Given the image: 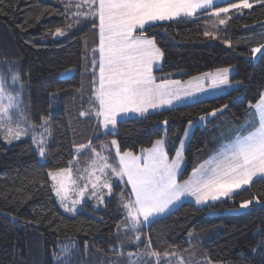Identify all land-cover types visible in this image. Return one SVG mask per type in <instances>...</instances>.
<instances>
[{
  "label": "trees",
  "instance_id": "trees-1",
  "mask_svg": "<svg viewBox=\"0 0 264 264\" xmlns=\"http://www.w3.org/2000/svg\"><path fill=\"white\" fill-rule=\"evenodd\" d=\"M67 6V0H0V74L9 81L10 73L19 74L15 90L24 85L21 99L31 121L38 126L40 117L47 116L51 128L43 162L30 139L6 145L0 137V264H54L52 249L56 264H92L85 253L87 246L90 252L98 250L106 256L100 264L111 263L110 255L119 251L115 230L124 215L118 208L121 187H114L116 195L106 201L105 208L94 210L85 202L83 210L70 215L58 207L48 171L67 167L74 146L89 140L97 150L101 142L116 139L121 151H138L162 136L163 120H168L166 134L173 137L183 132L190 119L227 105L207 118L204 127L194 128L179 176L185 179L214 153L216 140L229 141L251 119L249 103L255 105L264 90V54L251 59V49L264 44V7L254 4L239 13L230 11L228 23L216 27L203 13H198L199 18L157 22L146 31L164 53L154 76L184 81L234 66L230 81L242 86L144 117L119 119L114 132L98 124L96 128L94 111L89 110L91 50L98 33L90 22L67 30L66 26L74 23L71 13L65 11ZM56 27L65 28L66 35H51ZM205 31L215 32L217 38L204 36ZM225 40L231 41V46ZM68 70L71 73L63 76ZM9 90L15 93L11 86ZM86 110L89 114L82 117L80 113ZM254 196L264 201V179H254L231 196L206 206L182 201L144 227L143 242L129 249L147 253L150 239L151 249L161 254L179 251L223 264H264V207L254 204L245 211H232ZM125 236L132 235L124 233L120 238L125 240ZM59 240L62 246L70 243L65 257L57 248ZM113 248L116 251H111Z\"/></svg>",
  "mask_w": 264,
  "mask_h": 264
},
{
  "label": "snow or ice",
  "instance_id": "snow-or-ice-1",
  "mask_svg": "<svg viewBox=\"0 0 264 264\" xmlns=\"http://www.w3.org/2000/svg\"><path fill=\"white\" fill-rule=\"evenodd\" d=\"M222 3L226 6L218 5L216 0H67L65 11L71 13L70 19L74 22L66 26L67 30L90 22L98 33V42L91 50L93 80L90 95L92 108L89 110L94 111L98 126L114 132L121 116L136 114L144 117L149 110L173 106L175 102L197 93L232 87L229 80L232 69L228 67L202 73L188 81L157 78L153 70L154 67L159 68L164 53L155 38L146 34L147 29L157 22L199 18L198 13H203L206 20L215 18L219 25H226L230 11L239 13L243 9H252L254 4L264 7V0H222ZM50 34L63 37L66 30L56 27ZM204 36L217 38L216 33L210 31H205ZM224 43L231 46V41L225 40ZM251 52L253 56L264 54V44L252 48ZM70 72L68 70L65 75ZM19 80L17 73H10V81L0 74V132L9 143L30 136L43 158L47 154V138L51 136L50 118L41 116L37 126L22 115L21 91L24 85L20 84V90H15ZM10 86L15 91L14 95L9 91ZM226 107L213 109L207 115L215 116ZM249 107L252 109L249 114L251 119L241 125L213 156L194 167L188 179L182 182L177 180V175L185 142L190 138L191 130L204 122L206 116H200L198 121H188L184 138L180 139L172 159L165 147L166 135L156 139L150 148L142 149L139 155L130 150L121 151L116 139L101 143L100 151L91 140L80 144L75 148L78 155L89 150L92 153L93 159L88 168L77 170L79 175L73 179L74 156L68 161V167L50 170L47 176L51 179V191L65 212L75 214L77 205L89 200H94L96 207L104 205L106 196L111 198L116 195L114 187L122 186L118 208L124 216L117 224V231L122 229L126 234H133L128 244L133 241L142 243L143 228L150 227L155 218L170 213L182 197H192L197 205L206 206L210 201L231 196L236 190L254 182V178L264 179V93L255 105L250 102ZM88 114L80 113L82 117ZM162 124L167 125L168 120H163ZM37 127L40 129L38 135ZM112 147L118 159L115 166L108 163L109 156L101 154ZM113 180L117 184L114 185ZM70 196L75 198L70 200ZM254 204L264 207V201L254 196L244 200L240 209H249ZM148 245L149 259L155 258L156 264H159L161 252L151 249L150 239ZM125 246V242H121L120 248ZM62 251L68 253V247L65 246ZM122 255V251L117 252V257ZM133 255L128 253L130 259ZM163 257L185 264L182 258L169 252H164ZM53 259L56 264L58 258L55 254ZM131 264H137L136 260H132Z\"/></svg>",
  "mask_w": 264,
  "mask_h": 264
},
{
  "label": "rangeland",
  "instance_id": "rangeland-1",
  "mask_svg": "<svg viewBox=\"0 0 264 264\" xmlns=\"http://www.w3.org/2000/svg\"><path fill=\"white\" fill-rule=\"evenodd\" d=\"M232 2H238V0H232ZM250 2H251V0H250ZM216 3H217L218 5H220V6H226L225 4L222 3V0H216ZM228 16H229V14H228ZM221 18H225V17L222 16ZM210 24H211L212 26H213V25H219V24H218V21H216L215 18H212V19H211ZM263 28H264V26H263ZM55 37H57V36H55ZM259 54H260V53H257L255 56L251 55V59H252V60H256V58L258 57ZM227 67L232 69V71L229 73V80H231V79H230V76H231V74L233 73V71L235 70V67H234V66H227ZM223 68H226V67H223ZM215 70H216V69H215ZM215 70H212V71H206V72H214ZM67 72H68V71L62 72V75H63V76H67V75H69V74L71 73V72H70V73H68L67 75H65V73H67ZM206 72H203V73H206ZM201 74H202V73H201ZM198 75H200V74H198ZM198 75H195V76H198ZM195 76H192V77H195ZM192 77H190V78H192ZM190 78L185 79L184 81H188ZM231 84H232V87H221V88L216 89V90H210V91L203 92V93H197L196 95H194V96H192V97H189V98H187V99H185V100H182V101H179V102H175L173 106H177V105H181V104H185V103H191V102L198 101V100H201V99H204V98L210 97V96L217 95V94H219V93H223V92H225V91H228V90H230V89H233L234 87H237L238 84H239V82L231 81ZM9 91H10V90H9ZM14 94H15V93H13V95H14ZM21 100H22V99H21ZM91 106H92V105H91ZM173 106H169V107H173ZM166 107H168V106H165V108H166ZM12 111L14 112L15 109H13ZM84 112H87V110L84 111ZM21 113H22L23 116H25V117L28 119L29 123H33V122L31 121V119H30V117H29V114H28V112L26 111L25 106L23 105V103L21 104ZM87 113H88V112H87ZM209 113H211V112H209ZM209 113H207V114H209ZM207 114H204V115H201V116H206V119L212 116V115H207ZM199 117H200V116H199ZM199 117H198L196 120H194V121H198V120H199ZM122 118H124V116H121L119 119H122ZM15 119H16V117L14 116V120H15ZM93 122H94V121H93ZM97 124H98V121H97V119H96L95 122H94V125L96 126V128H97ZM205 125H206V123H205V121H204V122L200 123L198 126H200V127H204ZM166 126H167V125L162 124V127H163V131H164V133L162 134L161 137H164V136L166 135L167 143H166L165 147H166V150L168 151L169 158L172 159V158L175 157V150H176V149L179 147V145H180V139L184 138V130H185V128L188 127V124L185 126L183 132H182L180 135H175V136H173V137L170 136V135H167V134H166ZM210 127H212V126L210 125ZM95 130H98V129H95ZM193 130H194V128L191 130L190 137H191V135H192ZM107 131H109V130H107ZM39 132H40V129H39V127H37V129H36V134L38 135ZM92 132H93V131H92ZM229 134H231L230 131H229ZM3 135H4V134H3L2 132H0V137H1L2 141H3L6 145H9V144H11V143L16 142V141H12L11 143L7 142L6 140L3 139ZM168 136H170V137H168ZM222 136H223V135H222ZM161 137H160V138H161ZM24 138H28V139H30L31 142H32V139H31L30 136L22 137L21 139H24ZM50 138H51V136L48 137L47 140L49 141ZM21 139H20V140H21ZM223 139H225V138H221L220 141L216 140V141H217L216 144H215V145H216V149H215L214 153H216L218 150H220L221 146L224 145V144H226V143L228 142V141H224V142H222ZM110 140H112V139H110ZM110 140L105 141V142H101V143H108ZM188 140H189V139H187L186 142H185V148H186V145H187ZM153 142H154V141H153ZM47 143H48V142H47ZM101 143H100V144H101ZM100 144H99V145H100ZM32 145H33V148H34L35 153L37 154L38 160H39L40 162L45 161V157L41 158V157L39 156V153H38V151L36 150L35 145L33 144V142H32ZM151 146H152V144H151L150 146L146 147V148H150ZM75 148H76V146H74V156L76 157V160L73 162V165H72V168H73V179H75L76 176L79 175V172H78L77 170H81V171H82V170L88 168L89 164L91 163V161H92V159H93V157H92V153H91L90 150H89V151H84L83 156H82V155H81L82 153L79 154V155L76 153ZM143 149H145V148H143ZM141 150H142V149H140V150H138V151H133V150H130V151H132L133 153L139 155V154H141ZM184 150H185V149H184ZM97 151H100V148H98ZM214 153H213L211 156H213ZM101 154H102V155L109 156V160H108V163H109V164H113V165L115 166V164L118 162V159L115 157V148H114V147L110 148V151H105V152H102ZM74 156H73V157H74ZM211 156H210V157H211ZM208 159H209V157H208ZM206 160H207V159H206ZM206 160H205V161H206ZM203 162H204V161H203ZM203 162H202V163H203ZM184 163H185V157H184V152H183V160L181 161L180 171H179V173H178V175H177V180H178V181H181V182H182L183 180L188 179V177H189V176L191 175V173H192V172H191L190 175H189L187 178H185V179H180V178H179L180 173H181V171H182V169H183ZM200 164H201V163H200ZM68 166H69V165H68ZM68 166H67V167H68ZM48 172H49V171H48ZM48 178H49V180H50V184H51V179H50V177H48ZM254 179H255V178H254ZM113 184H114V185L117 184V181H116V180H113ZM121 187H122V186H121ZM244 187H245V186H244ZM236 191H237V190H236ZM120 192H121V191H120ZM53 195H54V197H55V194H54V193H53ZM74 198H75L74 196H70V200H71V199H74ZM224 198H226V197H224ZM55 199H56V202H57L58 207L61 209L62 212L66 213V214L73 215V213H67V212H65V211L63 210V208L60 207V205H59V201L57 200L56 197H55ZM108 199H109V198L106 196L105 204H106V201H107ZM221 199H223V198H221ZM185 200L191 201V202H193L194 204H196L194 198H192V197H182L181 200L176 204V206H175L172 210H174V209H175V208H176V207H177L182 201H185ZM210 202H216V201H210ZM87 203H89V204L91 205V207H92L94 210H99V209H103V208H105V204H104V205H101V206H99V207H96V202H95L94 200H89V201H87ZM196 205H197V204H196ZM197 206H203V205H197ZM77 209H78V211L83 210V209H84V207H83V203H82V205H77ZM172 210H171V211H172ZM245 210H247V209H240V205H239L238 208L233 209L232 211H245ZM171 211H170V212H171ZM123 216H124V215H123ZM124 233H125V232H124L122 229L118 232V231H117V228H116V230H115V234L118 236V241H117V244H116L115 247L119 250L118 252H121V251L123 252V251H124V253H123V255L120 256V257H117V255H116V256L110 255V256L113 257V259H112V258H109V259H111V261H112V260H113V261H112L111 263L108 262V264H117V262H118V264H131L132 260H136L137 264H156L155 258L149 259L148 255H147L148 252L146 253L145 250H141L142 252H139V251H134V250L129 249L130 247H135V246L137 245V243L133 241L131 244H128L127 241H128L129 238H130V237H128V236H127V237L125 236V240H124V239H121L120 236H122ZM129 234L133 235L131 232H129ZM119 235H120V236H119ZM131 237H132V236H131ZM121 242H125V245H126L123 249L120 248V244H121ZM69 245H70V243L66 244L65 246L70 247ZM65 246H62V241L60 242V240H59V241L57 242V248H58L59 251H60V250L62 251V249H63ZM95 250H96V249H95ZM55 252H56V251H54V250L52 249V256H53V257H54ZM99 252H100V251H98V250L93 251V252H90V248L87 246V247H86V252H85V253H86L87 256H89V258L91 259V261H92L94 264H100L101 260H103L106 256L103 255V254H101V253H99ZM129 252H131V253L134 254L133 257H132L131 259L128 257V253H129ZM79 253H80V252H79ZM62 254H63V257H65L67 253H64V252L62 251ZM172 254H175L176 257L182 258V259L184 260L185 264H208V262H210V264H223V262H213V261L209 260L208 258H206V257H204V256H201L200 254H197V253H193V254L191 255V257L186 256V255H188V253H183V252H179V251L172 252ZM55 256H56V254H55ZM110 256H109V257H110ZM144 258H147V259H149V260H148V261H147V260H143ZM93 263H92V264H93ZM168 263H169V264H178V260H177V259H169V260H168V258H164V257H163V254H161V260H160L159 264H168Z\"/></svg>",
  "mask_w": 264,
  "mask_h": 264
},
{
  "label": "crops",
  "instance_id": "crops-1",
  "mask_svg": "<svg viewBox=\"0 0 264 264\" xmlns=\"http://www.w3.org/2000/svg\"><path fill=\"white\" fill-rule=\"evenodd\" d=\"M98 42V41H97ZM161 62H162V60L160 61V65H161ZM154 69H156V67H154ZM154 71V70H153ZM262 93H264V90H263V92ZM169 107V106H168ZM168 107H166V108H168ZM163 108H165V107H163ZM159 109H161V108H159ZM156 110H158V109H156ZM152 111H155V110H149V112H152ZM128 117H138V115H136V114H130ZM124 118H127V117H124ZM119 120V119H118Z\"/></svg>",
  "mask_w": 264,
  "mask_h": 264
}]
</instances>
